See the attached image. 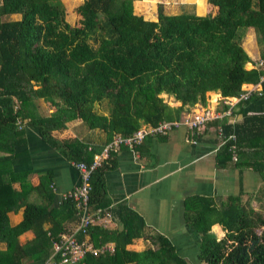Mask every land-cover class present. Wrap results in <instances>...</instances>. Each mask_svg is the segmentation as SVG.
<instances>
[{
  "label": "trees",
  "instance_id": "obj_1",
  "mask_svg": "<svg viewBox=\"0 0 264 264\" xmlns=\"http://www.w3.org/2000/svg\"><path fill=\"white\" fill-rule=\"evenodd\" d=\"M135 1L85 0L76 9L80 25H72L63 0H0V246H6L0 264H22L19 256L31 257L36 246L49 260L62 237L57 228L46 227L58 211L26 201L28 174L16 172L29 159L19 121L39 130L69 160L92 164L114 136L178 121L197 104L205 106L207 93L237 97L245 84L259 80L256 70L246 69L251 59L243 42L253 28L264 58V0H208L218 12L206 16L167 15L160 6L157 21L135 16ZM163 95L181 106L171 107ZM40 100L55 107L57 116L43 115ZM227 119L207 124L222 126L224 136L234 138L223 143L217 136L218 165L253 169L264 181V116L236 124ZM77 120L108 135L107 145L96 150L76 138L60 139L67 124ZM115 153L92 175L93 210L107 209L104 173ZM51 181L45 177L38 189H49ZM17 182L23 192L14 190ZM22 207L23 220L12 226L9 214ZM62 207L79 222L72 201ZM114 213L121 229L96 226L79 235L99 249L113 243L114 252L89 254L84 264H264V184L247 200L241 195L186 201L187 224L199 234L194 259L131 210L120 206ZM215 226L225 232L223 237L215 235ZM254 229L261 235L253 238ZM28 231L35 240L22 246L19 237ZM141 239L144 250L128 249Z\"/></svg>",
  "mask_w": 264,
  "mask_h": 264
},
{
  "label": "crops",
  "instance_id": "obj_2",
  "mask_svg": "<svg viewBox=\"0 0 264 264\" xmlns=\"http://www.w3.org/2000/svg\"><path fill=\"white\" fill-rule=\"evenodd\" d=\"M63 1L68 20L69 10L74 11L85 0ZM160 6L167 15L195 12L198 16H206L209 13L216 15L218 12V7L210 5L208 0H139L134 2V14L145 20L157 21ZM81 19L80 16V21ZM77 25H80V22ZM243 46L251 59L246 69L256 70L260 78L255 83L243 86L242 92L249 91L252 95L249 101L235 103L231 115L225 117L228 118L226 122L231 124L241 123L245 117L264 116V79L261 78L264 77V67L255 66L263 57L253 28L247 30ZM163 97L173 108H178L182 104L172 96ZM226 99L228 98H223L221 92H209L207 104L205 106L197 104L192 113L203 108L224 110ZM38 104L43 115L57 116V109L44 100H40ZM186 115L188 114L184 113L183 117ZM23 124L27 140L25 150L29 159L21 166H17L16 172L28 174V182L32 188L27 189L29 193L26 201L57 210L46 227L57 228L56 232L63 236L67 231L75 229L78 223V219L62 206L65 203L64 195L80 185V171L74 164L75 160H69L61 151L54 148L43 138L39 130L25 122ZM220 128L223 127H216L211 123L205 131H201V135H194L183 126L167 137L147 139L138 149L125 147L113 154L106 161L108 168L104 173V199L113 219L112 225L107 229H121L119 222L121 218L115 216L114 211L124 206L142 218L147 227L169 238L180 253H196L199 234L187 224L186 201L196 197L226 201L230 197L241 195L247 200L264 184L261 174L253 169L240 171L232 166L218 165L217 156L221 149L218 143ZM59 138H76L96 150L107 145L109 140L103 131L89 129L82 120L69 122L67 129ZM45 177L52 179L51 186L54 185L56 191L52 190L51 186L49 189H38ZM13 188L17 192H23L21 182L15 183ZM24 210L25 207H22L18 212L9 214L12 226L23 220ZM34 240L33 231L19 237L22 246ZM108 246L114 247V244L103 247ZM145 248L146 242L142 239L128 246L129 250L136 252ZM5 249V245L0 246V250ZM31 252L29 258L23 253L19 256L22 264H47L54 256L53 253L49 260L44 259L40 256L41 248L37 246L32 247Z\"/></svg>",
  "mask_w": 264,
  "mask_h": 264
},
{
  "label": "built area",
  "instance_id": "obj_3",
  "mask_svg": "<svg viewBox=\"0 0 264 264\" xmlns=\"http://www.w3.org/2000/svg\"><path fill=\"white\" fill-rule=\"evenodd\" d=\"M256 67H264V58L259 59L255 63ZM264 79V77H261ZM251 92L244 91L237 97H231L224 101V110H211L203 108L200 111L193 112L184 116L178 121L165 122L158 127H143L133 135L124 137L122 135L114 136L113 140L105 147L101 154L96 155L94 162L88 164L86 162H75L81 174V183L78 187L64 195L65 201H72L78 212L79 222L74 230L64 234L58 241L54 243V256L47 264H84V260L89 254L98 255L101 251L114 252L115 248L108 246L101 249L95 248L94 245L87 240H80V234H88L96 226L109 228L112 223V215L108 209L98 208L93 210L91 207L92 192V175L94 171L101 165L102 161L109 157L112 152H118L122 148L135 149L141 146L148 138L157 136H166L169 133L181 127H186L192 133L200 134L207 128V124L214 120H221L232 113L235 103L249 101ZM19 128L23 129L24 125L18 122ZM219 139L226 143L234 138H226L223 128L219 129ZM196 142V141H195ZM222 145V144H221ZM235 149V148H234ZM54 191L57 190L54 185Z\"/></svg>",
  "mask_w": 264,
  "mask_h": 264
},
{
  "label": "rangeland",
  "instance_id": "obj_4",
  "mask_svg": "<svg viewBox=\"0 0 264 264\" xmlns=\"http://www.w3.org/2000/svg\"><path fill=\"white\" fill-rule=\"evenodd\" d=\"M71 5V4H70ZM69 5V6H70ZM68 20L69 22L72 24V25H77L79 24L80 22V16L79 14L76 12V9L74 11L72 10H69V13H68ZM212 110V109H211ZM261 231L260 229H254L252 231V235H253V238H255L256 236H260L261 235ZM213 232L215 233V235H217L218 237H223L225 235V232L222 230V228L220 227H214L213 228ZM196 253H191L190 256L192 259H194V256H195Z\"/></svg>",
  "mask_w": 264,
  "mask_h": 264
}]
</instances>
